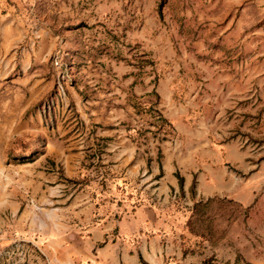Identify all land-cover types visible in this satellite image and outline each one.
Masks as SVG:
<instances>
[{
    "label": "crops",
    "instance_id": "crops-1",
    "mask_svg": "<svg viewBox=\"0 0 264 264\" xmlns=\"http://www.w3.org/2000/svg\"><path fill=\"white\" fill-rule=\"evenodd\" d=\"M224 1L250 17V33L264 34V0ZM57 5L0 0V264L16 263L11 253L20 241L45 264H189L196 249L177 231L180 202L169 191L189 190L197 200L201 183L196 173L178 171L169 142L147 135L135 119L153 92L165 121L185 130L175 124L189 110L175 67L151 70V82L142 71L90 63L80 20L63 17ZM64 63L73 76L60 96Z\"/></svg>",
    "mask_w": 264,
    "mask_h": 264
},
{
    "label": "rangeland",
    "instance_id": "rangeland-1",
    "mask_svg": "<svg viewBox=\"0 0 264 264\" xmlns=\"http://www.w3.org/2000/svg\"><path fill=\"white\" fill-rule=\"evenodd\" d=\"M57 6L63 17L80 20L90 63L142 71L151 82L157 79L151 70L175 67L173 80L186 90L189 107L175 124L185 130L162 119L153 92L140 100L135 119L147 135L169 142L178 171L196 173L201 183L197 200L189 190L169 191L180 202L177 231L196 249L189 264L209 255L214 264H264V56L249 54L264 50V34L250 33V17L224 0H58ZM15 247V264H45L35 247L22 241Z\"/></svg>",
    "mask_w": 264,
    "mask_h": 264
},
{
    "label": "built area",
    "instance_id": "built-area-1",
    "mask_svg": "<svg viewBox=\"0 0 264 264\" xmlns=\"http://www.w3.org/2000/svg\"><path fill=\"white\" fill-rule=\"evenodd\" d=\"M53 62L56 65H59L60 64L61 59H60V55L59 54H55L54 55ZM69 77H70V71L68 69V66L64 63V71H62L61 73H59L58 79H57V89H58V92H59V95L60 96H63L64 95V81H65V78L68 79Z\"/></svg>",
    "mask_w": 264,
    "mask_h": 264
},
{
    "label": "trees",
    "instance_id": "trees-1",
    "mask_svg": "<svg viewBox=\"0 0 264 264\" xmlns=\"http://www.w3.org/2000/svg\"><path fill=\"white\" fill-rule=\"evenodd\" d=\"M161 4H162L161 2H159V4H158V12H159L160 17H162V9H161L162 7H161ZM162 119L165 120L163 117H162ZM177 177H178L179 183L182 184L183 176L180 175V174L177 172ZM192 185H194V180H193ZM210 258H211L210 255L207 256V257L204 259L203 264H206ZM141 259H142V257H141ZM142 261H143L145 264H147V262L144 261L143 259H142ZM235 264H254V263H252V262H250V261H246L245 263H239V262H236Z\"/></svg>",
    "mask_w": 264,
    "mask_h": 264
}]
</instances>
